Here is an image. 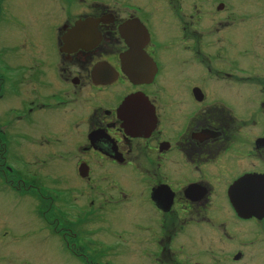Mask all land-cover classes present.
Masks as SVG:
<instances>
[{
    "label": "flooded vegetation",
    "instance_id": "flooded-vegetation-1",
    "mask_svg": "<svg viewBox=\"0 0 264 264\" xmlns=\"http://www.w3.org/2000/svg\"><path fill=\"white\" fill-rule=\"evenodd\" d=\"M0 23V264L50 239L264 264V0H0Z\"/></svg>",
    "mask_w": 264,
    "mask_h": 264
},
{
    "label": "rangeland",
    "instance_id": "rangeland-1",
    "mask_svg": "<svg viewBox=\"0 0 264 264\" xmlns=\"http://www.w3.org/2000/svg\"><path fill=\"white\" fill-rule=\"evenodd\" d=\"M9 31L10 29L8 26H2L0 23V37L2 36L3 33ZM1 203L3 208L10 207L9 202L6 200L4 196H2ZM9 216H10V223L12 224L13 229L16 230V233L21 232L22 219L26 215H22V213L14 211L13 215H9ZM87 238H90V236L85 237V239ZM53 239L56 241V243L59 244L57 238H53ZM17 242L20 243L19 240ZM49 243L50 244L48 247H41L30 243L24 244V248L27 255L26 258H28L27 261L23 257H18L16 259H23V260L12 263L3 262V264H67V261H65L63 254L59 253L58 255H56L57 247L52 246L51 239L49 240ZM85 244L88 247L87 248L88 253L84 254L81 258L83 264H89L87 263L85 258L91 261L90 264H149L148 262H146V259H141L137 255H134L135 250H133V248L129 245L114 246L113 249H111L110 252L107 253L109 255V258L106 259L107 261L104 263H98L96 262L95 258L97 257L98 254L103 255L104 251L88 245L87 242H85ZM74 260L75 258H72V261Z\"/></svg>",
    "mask_w": 264,
    "mask_h": 264
}]
</instances>
